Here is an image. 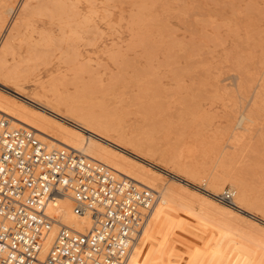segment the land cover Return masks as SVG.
<instances>
[{"label":"rangeland","instance_id":"374dc122","mask_svg":"<svg viewBox=\"0 0 264 264\" xmlns=\"http://www.w3.org/2000/svg\"><path fill=\"white\" fill-rule=\"evenodd\" d=\"M16 1L14 6L18 3ZM53 1L54 0L43 2L45 3V9L48 3H55ZM77 1L78 0L72 1L73 3L71 4L77 6L71 5V8L74 11H79V14H77L76 11L75 14L71 11L72 9H69L68 6L70 3H68L67 0L65 1L67 3L64 2L66 7H64V5L62 6L63 2H60L61 6L57 5L59 2L53 5L56 9L57 7L58 9L61 8L60 10L57 9L58 11L55 9V13H53L54 8L52 4H49L46 13H43L41 9L43 7H40L36 10L35 14L31 16L32 19L29 18L27 20L28 22H25L26 28L25 24L20 27L21 32H19V34L23 32L24 34L22 35L23 38L19 35L20 37H17L18 39L15 40V50L21 54V57L20 54H16L17 52L15 51L14 58L10 56L9 60L12 61L15 59L14 61H19L20 58H27L28 60V57H30L28 55L33 54L36 48L39 57L45 54L48 57L47 58L45 55L44 57H46V59L43 57L41 59L37 56V62L35 54L33 59L32 57L30 58L31 60L35 59L34 62L36 61V64L33 62L31 63L30 60L26 61L25 64H28L27 66L33 69L29 71L31 69L26 67L27 70L29 69V77L25 78V80L23 78L22 81H25L23 86L26 92L29 94L40 92V84L48 85L49 81H51L56 74L72 69L74 66L76 67L79 62H85L88 58L91 65L88 62L85 64L87 66L90 65V68L97 67L98 65L100 66L101 63L103 67L100 66V68L98 66L100 68L99 71L98 68H96L98 72H96L97 75L94 74L95 71L92 72L90 68L85 70L87 66L79 63V65L81 64V66L83 65L85 68H80L79 66L80 69H84L86 72L90 71L92 74L96 75V77H100L102 73L104 74L100 79L102 78L103 81L105 80L104 83H107L108 90L106 89L107 91H105V94L97 92L95 96L97 98L100 97V100H105V103L106 101H110L112 104L121 108L122 111L121 109L120 111L125 119L124 123L128 125L131 130L133 129L132 131H134V133L146 137L148 136L153 142L156 141L157 145L154 142V145H156L155 147L164 149L169 153L180 154L184 162L188 160L190 161L188 163H194V161L202 164L206 163L205 174L218 173L224 176L223 173L228 170H223L224 168L217 161L218 148L221 146L220 149L232 151L231 147L234 146V139L232 136H234L235 133L243 132L247 129L243 139L244 143H239L237 147L239 149V155H237V159L234 163L235 169L233 168V171L242 172L244 170V172L247 173V175H244L246 181H249L248 185L253 196V201H255L257 205L260 204L256 207L258 210L254 208L255 210L252 211L253 213L255 212L254 215H256V219L250 220H255L252 226L248 220V227L245 224L238 223L239 221H228L222 214H217L216 212L215 214L214 211L211 212L210 209L209 211H207V209H203L200 212L194 211L193 215L200 220V233L198 234L199 245L193 251L191 257L192 264H264V229H262L264 228V226H262L264 225V163L262 164V162H264V157L261 155L262 153L264 154V99H261L264 98V87H262L264 83V79L262 78L264 77V0ZM62 9L66 11V13L70 11L72 14L74 13L72 17L70 12L71 20H68V17H64L66 14H64L65 12L62 13ZM89 9H91V13L89 12L91 16L86 15ZM37 11L40 12L39 15H37ZM48 12L52 13L48 14ZM92 13H94V16ZM95 13H97L96 18ZM54 14L59 15L55 16ZM84 14L85 17L83 16ZM54 16L55 18L51 19V17ZM60 16L62 19L65 18L66 21L63 19L62 22ZM8 17L11 16H7V22L10 20ZM56 17H58V20ZM80 17L83 21L80 19L78 20ZM82 17L86 19L84 20ZM19 18L20 16L17 19L19 20ZM131 18L133 19L131 20ZM87 19H89L87 21L88 23L86 22ZM18 20L15 21L17 24L19 23ZM133 20L136 21L134 24L131 23ZM67 21L70 24L69 26ZM79 21L82 25H79ZM7 22L4 25L5 28L8 26ZM29 22L31 26L28 27L27 24ZM76 22H79V24ZM84 22L89 26L87 24L85 25ZM91 22H94V25H90ZM30 23L28 25H30ZM14 26H17L16 23L15 25L12 24V32L15 28ZM4 27L0 32L1 35L5 31ZM90 27L92 29H90ZM94 27H96V29L98 28V30L95 31ZM101 28L103 32L99 31ZM90 30L92 34L94 33L96 35L94 36L95 38H93L94 34L92 35ZM98 32L102 33V37L100 34V37H98ZM44 34H47V38L45 37L46 39L44 38ZM39 39L43 40L40 41ZM46 40L49 41L46 42ZM24 41H26L27 44L34 42L39 46L28 45L31 46L28 47ZM113 43L114 45H112ZM44 44H46V47ZM130 44H133V46ZM71 46H73L72 48L75 47V50L78 48V51L72 50V48H70ZM38 47L40 49H38ZM120 47L122 49H120ZM59 48L60 50L57 51ZM27 49H29V52ZM66 49L69 51L66 52ZM109 50L112 52L111 55L114 54L112 55L113 57L110 56ZM46 51L49 53L54 52L52 54L53 56L51 54L49 56ZM63 51H65L68 57L69 54L71 55L69 59L74 63H66L68 62L66 61L68 57L64 58L66 55ZM70 51L79 53L77 56L78 61L75 56L77 54H73ZM27 52L28 55L26 56ZM59 52L64 53L61 58H64L65 62H62L63 60L58 57L62 54H58ZM116 53L120 56L118 57V54L116 56ZM56 54L57 56H55ZM73 58L76 59V61H74ZM43 59L44 61H42ZM47 59L49 60L48 62ZM14 61L10 63H14ZM90 61H93V63ZM43 62L51 64L46 65ZM39 63H43V65H39ZM63 63H65V65ZM94 64L98 65L96 66ZM36 67H39L37 68L38 70ZM58 67L62 68L61 71ZM75 67L74 69L78 66ZM122 68L123 70H121ZM86 72L85 74H87V76L85 74L84 76L89 78V73ZM116 73L118 75L122 73V77L119 75V79H124L125 82H119ZM115 77L118 80L114 79ZM38 79L42 81V83L38 81ZM109 79L113 82L111 81L110 83ZM37 82H39V85ZM108 83H110L111 86ZM112 83H114V85ZM34 89L36 90L34 91ZM154 89L155 91H153ZM70 90H73V88H70ZM151 90L154 92L153 94ZM256 94L263 96H257V98ZM132 95H135L137 98H139V96L143 98L140 97L139 101L136 97L133 98ZM132 99H137L138 101L135 102L136 100L133 101ZM261 100L263 101L261 102ZM132 101L134 102L133 104ZM138 102H140V104ZM125 105L126 107L131 106L130 108L128 107V109ZM251 107H255L252 108L253 110L255 109L254 112L250 109ZM250 110H252V112ZM255 112L256 115H258L257 117L255 116ZM227 113H229V115ZM127 114L130 115L128 116ZM252 114L255 116V119H252V117H254ZM228 119L230 120L228 121ZM238 123L239 125H237ZM229 127L232 128L230 129ZM197 133L198 135L202 134V136H198ZM199 137L200 139L198 140ZM202 138L207 139V141H203ZM223 138H225V140ZM204 142H208V144L204 146V144H202ZM210 143H212V146ZM257 143L258 145H256ZM216 144L219 146H216ZM207 145L210 146L207 147ZM194 149L197 150V153H194ZM205 149H212V152L210 150L206 151ZM261 149L263 150L261 151ZM199 151L200 153H198ZM205 151L207 153H205ZM209 153H211V157H209ZM247 153H249V155H247ZM250 153L254 155L255 158L249 159V157H252ZM256 156L260 158L257 160ZM151 157L152 156L148 157V160L150 162L152 161L153 164H157L155 166L163 172L166 183H168V181L170 183L175 182V180L179 178L188 179L192 187H195L194 189L196 191L199 192L200 190L199 193L205 192L202 188L215 194L231 188L229 185L230 180L227 179L222 190H213L209 182L207 184V182L202 180V177H193L185 173L181 166L170 158L168 160V157H161V155H157V153H154L153 157ZM249 160L250 162H248ZM168 163L169 165H167ZM240 164L242 166H240ZM248 165H250V167ZM238 167L241 168V170ZM252 168H254V170L258 168L257 170L260 172L257 170L254 171ZM246 169H250V171ZM251 171H253L251 173L253 175L248 174V172L250 173ZM218 204L224 205L220 202H218ZM260 212L262 214H260ZM257 227L260 229H257ZM261 230L263 233H261Z\"/></svg>","mask_w":264,"mask_h":264},{"label":"bare ground","instance_id":"6f19581e","mask_svg":"<svg viewBox=\"0 0 264 264\" xmlns=\"http://www.w3.org/2000/svg\"><path fill=\"white\" fill-rule=\"evenodd\" d=\"M15 1L16 0H0V32L3 29L5 23L7 22V16L8 15L11 16V17H8V18H10V20H9V22H7L8 26L6 28L4 27L5 31L3 30L4 32L2 35L0 33V35H1V38H0V113L4 114L10 118V125L13 128L17 129V128L24 126V127L32 129L34 131V134L43 143H45L49 149H61L63 147L72 148V149L80 152L81 154L85 155L88 158L100 161V162L108 165L118 174V177L130 178V179L136 181L138 184L145 186V187H148V188H150V189H152L158 193V201H157V204L155 206L153 216H152L149 224L147 225L139 244L134 248V251L130 254V256L128 257L125 264H192V257L191 256H192L193 251L199 245L198 234L200 233V228H199L200 220L196 216L193 215L194 211L200 212L203 209H207V211H209V209H210L211 212L214 211V213L216 212L217 214L218 213L222 214L228 221H234V222L239 221L238 223H240V224L242 223L245 225H247L251 219H256V215H254L255 212L253 213L252 211L255 210L254 208L259 206L260 204L257 205L255 203V201H253V196L251 194V190H250L249 185H248L249 181L248 182L246 181V178L244 175V174L247 175V173H245L244 170L242 171L243 173L233 171V168L235 169L234 163L237 159V155H239V153H238L239 149L237 147H238L239 143L243 142V139L246 135L247 129L243 132L235 133L234 136H232L234 139V142H233L234 146L231 147L232 151H225L223 149H220L221 146L218 148L217 161L224 168L223 170H228V171H225L223 173L224 176H222L218 173L205 174V171H206V165L205 164L206 163L205 164L197 163V161H194V163H188V162H190L188 160H187V162H184L182 160L183 157L181 158L180 154L169 153V152L165 151L164 149H160L159 147H155L157 145L156 141H154L156 143V145H154V142L148 136L146 137V136H143L141 134L134 133V131H132L133 129L131 130L128 127V125H126L124 123L125 119L121 113V111H122L121 108L112 104L110 101H106V103H105V100H100L101 99L100 97H99L100 98L99 99L95 96L97 92L98 93L101 92L102 94H105V91L108 90L107 89L108 86L106 85L107 83L106 84L104 83L105 80L103 81L102 78L100 79V77H102L104 74L100 71L102 73V75H100V77L99 76L96 77V75H97L96 74V72H97L96 68H98V71H99V69L101 67H103V65L101 66V63H100L101 67L98 64H94L96 66L98 65L100 68L98 66L93 67V65H92L93 68H90L91 64L89 63V61H88L89 58H88V60H86L85 62L84 61L79 62V63L84 64V66L86 65L85 63H87V62L90 64L88 66L86 65L87 67H85L86 68L85 69L83 67V65L82 66H81V64L79 65V63L77 62L78 63L76 65V67L78 66L77 68L73 65L76 69H74V67L73 68L71 67L72 69L66 70V68H65V70H66L65 72L64 71L59 72L55 76L52 74L54 76L53 77L51 75L53 78L51 76H49L52 79H51V81H49L48 85H46V84H40L39 85V82H37L38 85L40 86L39 87L40 92H36V93L34 92L35 94L27 93L25 87L23 86L24 85L23 83L25 81L24 82H22V81H23V78L25 80V78L29 77V71H32L33 69L29 68L27 66L28 64H25V63L28 60H30L31 63L32 62L35 63L39 57L38 56L39 53L37 54V52H36L37 48L35 47L36 49H34V50L36 53L32 49L33 54L30 53L31 55H28L29 49H27L28 52L26 53V56L28 55V56L32 57V59H33L34 55L36 54L35 55L36 56L35 62H34L35 59L31 60L30 57H28V60H27V58H20L19 61H14L15 59L12 60V58H14L13 56L17 52L15 50V48H16L15 47L16 46L15 40L18 39L17 37H20L19 35H21V38H23L22 35L24 34V32L22 34L21 33L19 34V32H21L20 27L24 26V24H25V28H26L25 22L29 18H31V16H33V14H35L36 10H38L40 7H43V8H41L42 12L46 13L47 7L49 6V4L50 5L52 4V6H53L54 4L59 2V4H57V5L61 6L60 2L61 3L63 2L62 3V6H63L64 2L67 0H65V1L64 0L63 1L62 0L61 1H59V0L55 1L54 0L53 2H55V3H51V2L48 3V6L46 7V9H45V3H43V2H48L50 0H48V1L47 0L46 1L45 0H19V1H16L18 3L16 4V6H14ZM72 1L68 0V3H70V5L68 4L69 5L68 7L70 10L72 9L71 5H75V4H71V3H73ZM77 2H79V0ZM77 2H74V3H77ZM65 3H67V2H65ZM75 6H77V5H75ZM55 7H57V6H55ZM64 7H66V6L64 5ZM93 7H94V5H93ZM53 8H54V6H53ZM53 8H51V9H53ZM55 9L56 8H54V11L53 10H49V11H53V13H55ZM57 9H58V7H57ZM60 9H58V10H60ZM44 10H46V11H44ZM90 10L91 9H89L88 14H86V15L91 16ZM39 11H37V15L40 14ZM62 11H63V9H62ZM71 11L75 13L76 10L74 11L72 9ZM70 12H67V13H66V11L62 12L66 15L68 14L67 16L64 15L65 18L68 17L67 18L68 20H71L70 15L72 14V12H71V14H70ZM49 13H52V12H48V14ZM74 13L72 14V17L74 16ZM77 14H79V11L77 12ZM96 14L97 13H95V18H96ZM54 15L57 16L59 14H57V15L54 14ZM81 15H82V13H81ZM92 15L94 16V13H92ZM19 16H20V18L18 20L17 18ZM34 16H36V15H34ZM55 16L51 17V19L55 18ZM77 16H79V15H77ZM83 16L85 17V14ZM75 17H76V15H75ZM84 17H82V18L85 20L86 18H84ZM56 18L58 20V17H56ZM60 18H61V16H60ZM65 18H63V19H65ZM63 19H62V22H63ZM79 19L82 20L81 17L78 18V20ZM132 19L133 18H131V20ZM16 20L19 21L18 24H17V22H15ZM76 20H77V18H76ZM88 20L89 19H87L86 22ZM64 21H66V19ZM92 21H94V20H92ZM79 22L78 23L76 22V23L79 24ZM86 22H84L85 25L88 23V22L87 23ZM134 22H136V21L133 20V22H131V23L134 24ZM15 23L17 26H14L15 28L12 32L11 31L12 30V24L15 25ZM67 23L69 26L70 24L68 21H67ZM70 23H71V21H70ZM72 23H73V21H72ZM93 23L91 22L90 25L91 24L94 25ZM28 24H27L28 27L31 26V23H30V25H28ZM79 25H82V23L80 22ZM88 26H87V28H88ZM131 26H132V24H131ZM27 29H25V30H27ZM90 29H92V28L90 27ZM94 30L97 31L98 28L96 29V27H94ZM23 31H24V29H23ZM99 31L103 32L102 28H101V30L99 29ZM90 32L92 34L91 30H90ZM101 32L100 33L98 32V37H100L102 35ZM99 34H100V36H99ZM46 35L44 36V38L46 37ZM94 36H96V35L94 34L93 38H95ZM52 37H53V35H52ZM45 39H44V43H45ZM48 39H49V37H48ZM42 40H40V41H42ZM47 41H49V40H46V42ZM24 42H26V41H24ZM35 42H36V40H35ZM26 44H27V42H26ZM28 45L39 46V45H37V43L35 44L34 42L27 44V46ZM44 45L46 47V44H44ZM112 45H114V43ZM112 45H111V48H112ZM130 45L133 46V44H130ZM40 46H42V45H40ZM115 46L118 47L117 45H115ZM28 47H31V46H28ZM67 47L69 48L68 45H67ZM72 47L73 46H71L70 48H72ZM47 48H44V49H47ZM60 48H61V46H60ZM60 48L57 49V51H59ZM74 48H72V50H75ZM109 48H110V46H109ZM38 49H40V48L38 47ZM48 49H50V48H48ZM120 49H122V48L120 47ZM30 50H31V48H30ZM65 51L67 52L69 50L66 49ZM65 51H63V52L65 53ZM75 51H78V48ZM118 51H120V50H118ZM46 52H48V51H46ZM63 52L58 53V54L62 53L61 55L58 56L59 58H61V56L64 54ZM70 52L73 53L74 51H70ZM120 52H123V51H120ZM53 53L48 52L49 56H50V54L52 55ZM111 53L112 52L110 51V56L114 55V54L111 55ZM16 54H20V53L17 52ZM73 54H77V55H75L76 59H77V56L79 53L76 52ZM117 54L118 53H116V56H117ZM45 55H43L39 58L42 59V57H43L46 59L47 55H46V57H44ZM65 55H66V53H65ZM10 56H12L11 60L14 61V63H10V62H12L9 60ZM16 56H18V55H16ZM55 56H57V54ZM70 56L71 55L69 54V57L67 55H66V57H64V58L68 57V59L66 60V61H68V62H66L68 64H71L70 62H73L69 59ZM119 56L120 55L118 54V57ZM20 57H21V54H20ZM58 57H57V59H58ZM64 58L63 59L61 58L63 60L62 62H65ZM49 59H50V57H49ZM76 59H74V61H76ZM55 60H56V58H55ZM42 61H44V59ZM48 61L49 60L47 59V62ZM77 61H78V59H77ZM116 61H117V57H116ZM52 62H53V60H52ZM90 62L93 63V61H90ZM43 63H41V64L43 65ZM41 64L39 63V65H41ZM44 64H46V63H44ZM48 64L50 65L51 63H48ZM48 64H46V65H48ZM57 64H59V63H57ZM63 64L65 65V63H63ZM33 65H31V66H33ZM79 66H80V68L83 67L85 70H87V68L92 69L91 71L92 72L95 71L94 74H96V75L92 74V72H90V71L86 72L84 69H80ZM123 66H120V67H123ZM130 66H132V65H130ZM26 67H28L31 70L28 69L29 70L28 71L26 69ZM39 67H36V69ZM44 67H43V69H44ZM67 67H68V65H67ZM120 67H118V68H120ZM58 68H60V67H58ZM61 69L62 68H60V71H61ZM105 70H106V68H105ZM121 70H123V68ZM85 72L89 73L88 76H90V77L89 78L87 77L88 79L84 76ZM33 73H34V71H33ZM85 75L87 76V74H85ZM119 75H120V77H122V73ZM119 75L116 73V76H118L117 77L118 79L120 78ZM109 76H111V75H109ZM37 77H38V75H37ZM117 78L115 77L114 79L118 80ZM253 78L257 79L256 77H253ZM262 78L264 79V77H262ZM111 79H109L110 83L112 81ZM33 81H32V83H33ZM38 81H40V80L38 79ZM118 81L119 82H121V81L125 82L124 79H121V80L119 79ZM259 81H260V79H259ZM26 82H28V81H26ZM40 82L42 83V81H40ZM110 83H108V84H110ZM115 83H117V82H115ZM112 84L114 85V83H112ZM153 84H155V83H153ZM263 84H262V87H264ZM110 86H111V84H110ZM139 87H141V86H139ZM150 87H152V86H150ZM153 87H155V86H153ZM70 88H73V90H70ZM109 88H112V87H109ZM260 88H261V86H260ZM35 90L36 89H34V91ZM138 90H140V89H138ZM263 90H264V88H263ZM30 91H32V90H30ZM153 91H155V89ZM151 92H152V90H151ZM153 93L154 92H152V94ZM263 95H264V93H263ZM263 95L259 96L256 94V97L257 96L262 97ZM99 96L104 97L105 95H99ZM135 97L136 96L134 95L133 98H135ZM140 97L141 96H139V98H137V97L136 98L139 100ZM141 98H143V97H141ZM254 98H255V96H254ZM254 98H253V100H254ZM137 99H134V100H136L135 102L138 101ZM261 99H264V98H261ZM133 101H132V104L134 103ZM262 101L263 100H261V102ZM120 102H122V101H120ZM257 102H259V101H257ZM138 103L140 104V102H138ZM120 104H122V103H120ZM149 105H147V106H149ZM130 106H128V107L130 108ZM256 106H257V104H256ZM125 107H126V105H125ZM128 107H126V108H128ZM252 108H255V107H251L250 109H252ZM120 109H121V111H120ZM252 110H250V111L252 112ZM254 110H253V112H254ZM227 114L229 115V113H227ZM255 116L256 117L258 116V115H256V112H255ZM255 116L252 117V119L253 118L255 119ZM230 117H232V116H230ZM244 118H246V117H244ZM229 120L230 119H228V121ZM148 121H149V119H148ZM237 125H239V123ZM229 128L231 129L232 127H229ZM198 133H197V135H198ZM223 134H224V132H223ZM200 135L202 136V134H199L198 136H200ZM218 136H219V134H218ZM200 137L198 138V140L200 139ZM195 139H197V138H195ZM223 139L225 140V138H223ZM190 140H192V139H190ZM193 140H194V138H193ZM204 140L207 141V139H203V141ZM202 144H204V146H205V144H208V142L207 143L204 142ZM210 144L212 146V143H210ZM256 145H258V143ZM209 146L207 145V147H209ZM216 146H219V145L216 144ZM160 147H162V146H160ZM207 147H205V148H207ZM212 149H207V150L205 149V150L211 151ZM215 149H217V148H215ZM258 150H260V149H258ZM262 150L263 149H261V151ZM200 151L198 153H200ZM206 151H205V153H207ZM261 151H260V153H261ZM202 152H204V151H202ZM202 152H201V154H202ZM154 153H157V155L160 154L161 157L162 156L166 157V158L168 157V160L170 158L171 160L177 162L179 164V166H181L182 170L185 173H187L193 177H202L203 181L207 182V184H208V182L210 183V186L213 190H216V191L222 190L223 187L225 186V181H227V179H229L230 180L229 185L231 186L230 189L235 193V200H234L235 206H229L226 204H224V205L218 204L219 201L217 200L216 196L220 195L224 190H222V192H219L218 194L212 193L210 191H209L210 193H207V192L199 193L200 192L199 187H198V190H199V192H198L194 189L195 187L194 188L192 187V184L188 179H180V178L176 179L175 182L171 181L172 183H170L168 181V183H166L165 179H164L163 172L161 170L157 169V166H155L157 164L156 163L153 164L152 161L150 162L148 160V157H150V156L153 157ZM184 153H186V152H184ZM194 153H197V150L194 149ZM210 154L211 153H209V155ZM247 155H249V153H247ZM250 155H251V153H250ZM261 155H263L262 157H264L263 153ZM251 156L252 157H249V159L255 158L254 155H251ZM209 157H211V155ZM259 158L257 157L256 159L258 160ZM154 159H155V157H154ZM164 160H165V158H164ZM253 160H252V162H253ZM262 161H263V159H262ZM191 162H192V160H191ZM248 162H250V160ZM263 163L264 162H262V164ZM167 165H169V163ZM250 165H248V166L250 167ZM252 165L254 166L253 163H252ZM257 165H259V164H257ZM240 166H242V165L240 164ZM243 166H245V165H243ZM259 166H262V165H259ZM239 169L241 170V168H239ZM243 169H245V168H243ZM252 169L254 170V168H252ZM257 169H255V170H257ZM247 171H250V169H248ZM257 171H259V170H257ZM252 172L253 171H251L250 173L248 172V174L253 175V174H251ZM260 175H261V173H260ZM257 178H258V176H257ZM256 183H257V181H256ZM254 195H255V193H254ZM258 208H260V207H258ZM71 210H72V204L69 201H64L61 203V211H60L61 217L60 218H61V221L63 224H66L68 227L73 228L79 232H84V230L86 228H89L91 226L90 219L75 216L71 213ZM260 214H262V213L260 212ZM253 221H255V220H253ZM253 221H250L251 226L253 225ZM212 224H214V223H212ZM255 225H256V223H255ZM247 226L249 227V225H247ZM257 226H259V225H257ZM262 226H264V225H262ZM252 228H254V227H252ZM255 228H256V226H255ZM258 228L259 227H257V229ZM262 229H264V228H262ZM56 233H57V229H55L52 232L48 248L45 250V252H47L48 249L50 248V245L52 244L54 236L56 235ZM261 233H263L262 230H261Z\"/></svg>","mask_w":264,"mask_h":264},{"label":"built area","instance_id":"2783aa9c","mask_svg":"<svg viewBox=\"0 0 264 264\" xmlns=\"http://www.w3.org/2000/svg\"><path fill=\"white\" fill-rule=\"evenodd\" d=\"M216 198L235 206L230 188ZM64 201L90 219L84 232L62 223ZM157 201L156 191L72 148L49 149L0 113V264H125Z\"/></svg>","mask_w":264,"mask_h":264}]
</instances>
